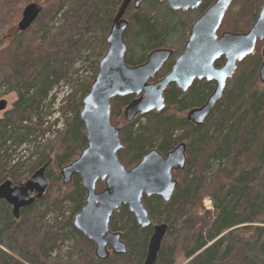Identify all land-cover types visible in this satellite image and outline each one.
I'll return each mask as SVG.
<instances>
[{"label":"trees","instance_id":"1","mask_svg":"<svg viewBox=\"0 0 264 264\" xmlns=\"http://www.w3.org/2000/svg\"><path fill=\"white\" fill-rule=\"evenodd\" d=\"M215 1L204 0L198 11L187 13L192 15L188 21L189 34L192 24ZM263 1L236 0L219 35L222 30L248 32L258 18ZM122 2L49 0L33 26L18 33L15 25L30 0H0V78L3 76V85L10 86L6 93L17 96L12 117L0 122V185L7 180L14 185L22 184L25 176L28 181L45 166L50 182L47 195L32 207L22 209L18 219L11 207L0 201V264H144L153 226L162 224L168 226V233L155 264H177L180 255L190 260L188 264H223L231 259L234 246L248 250L241 264H264L263 228H254L255 233L250 234L256 238L248 239L249 242L234 244L230 239L242 226L250 230V224L264 225V173L259 174L264 166V86L259 80L262 43L257 44L254 55L238 65L233 80L227 83L223 100L200 127L189 123L183 113L205 103L214 90L212 83L196 82L187 95L171 85L165 92L166 109L162 113L137 117L131 123L125 121L124 113L134 98L114 99L111 123L121 131L124 149L118 158L127 171L136 167L149 151L157 150L166 156L180 144L186 145L187 164L183 171L174 174L178 185L169 203L158 197H143L151 228L140 229L127 207H121L113 215L110 231L121 234L128 247L126 256L111 255L106 261L97 260L95 245L73 227L74 216L85 204L86 191L77 176L70 185L61 184L60 173L87 146L85 127L79 119L82 100L89 93L98 62L107 51L105 39ZM141 14L136 12L125 34L129 47L125 61L131 67L144 64L153 51L164 48L158 20ZM243 24L246 31L242 30ZM131 41L141 48L140 57L135 60L130 58ZM187 41L179 52L175 51L156 79L170 72L174 58L183 52ZM95 46L99 49L90 79L80 83L62 109L64 119L72 114V119L65 120V130L58 133L55 141L39 146L27 161L14 163L17 148L25 146L31 152L30 144L40 138H34V133L48 132L43 129V109L47 103L55 106L58 101V96L51 93L63 81L69 83L68 76L75 62L82 59V51ZM57 54L63 57L60 64L52 61ZM223 62L220 60L216 66ZM64 119H56L55 126L63 125ZM141 119L146 123H141ZM241 138L244 142L240 144ZM251 145L259 149V154L258 164L249 169L244 160ZM211 162L218 165V171L208 177ZM55 187L57 190L53 191ZM104 189L105 184L99 182L97 192ZM205 197L213 200L214 214L199 216ZM68 213L69 217H65ZM50 216L52 225H46L45 220ZM67 227L70 232L65 233ZM248 229L243 234H248ZM69 238L76 242L64 261V243Z\"/></svg>","mask_w":264,"mask_h":264},{"label":"water","instance_id":"2","mask_svg":"<svg viewBox=\"0 0 264 264\" xmlns=\"http://www.w3.org/2000/svg\"><path fill=\"white\" fill-rule=\"evenodd\" d=\"M149 1L165 3L176 12L198 10L203 5V0H136L134 7L138 10ZM235 1L216 0L192 25L185 49L175 59L171 71L154 82L174 51L157 49L144 64L127 65L125 59L129 48L125 33L129 23L124 16L131 0H123L106 37L107 51L98 63L89 93L82 100L79 119L85 127L87 146L77 160L61 170L64 185L71 184L77 176L86 191L85 204L74 216L73 227L95 245L98 260L109 259V248L115 256L128 254L121 234L110 231L113 215L121 207H127L140 229L151 228L143 197H158L169 203L178 185L174 172L183 171L187 164L186 145L180 144L166 156L157 150L149 151L136 167L127 171L118 158L124 145L120 129L111 123V102L134 96L124 114L126 121L132 122L138 116L162 113L166 109L165 92L171 85L186 94L194 82L214 83L215 89L207 102L187 116L194 125L202 126L222 100L227 82L234 78L238 65L254 55L259 42L263 43L264 59V2L257 20L247 33L223 32L219 35L225 16ZM42 12L43 7L37 3L27 5L17 32L24 33L30 29ZM220 60L224 63L217 67ZM259 80L264 85V60ZM6 108V101H1L0 113ZM46 170L47 166L42 167L27 182L17 186L10 180L0 185V201L12 208L16 219L22 209L30 208L46 194L49 187ZM99 182L105 183L102 192H97ZM167 233V225L153 227L144 264L156 263Z\"/></svg>","mask_w":264,"mask_h":264},{"label":"rangeland","instance_id":"3","mask_svg":"<svg viewBox=\"0 0 264 264\" xmlns=\"http://www.w3.org/2000/svg\"><path fill=\"white\" fill-rule=\"evenodd\" d=\"M30 2L31 3H34V2L38 3L44 7L48 6V4H49V0H30ZM136 12H141L142 13L141 15H147L148 14L151 17L156 18L158 20V23H159L158 32L161 33V41H163L164 48L172 49L174 51L179 52L182 49L185 42L190 37V34L188 33V21L191 19L192 15H189V14L187 15L188 12L179 11V12L174 13L168 9L166 4L165 5L162 4L161 6H157V5H147L145 2L140 6V9H138V10H136L135 7H133V6H132V9L127 10L126 16L124 17V19L129 21L130 25L132 23V18L135 16ZM21 18H22V13H21ZM18 23L15 25L16 27H17ZM57 24L59 26V21L57 22ZM242 30H245V31L247 30V26H245V24H243ZM221 32H227V31L222 30ZM245 33H247V32H245ZM96 36L98 37V34ZM105 41H106V39H105ZM90 47H92V46H90ZM98 49H99V47L95 46L93 49L87 48V50H83L82 53L80 54L82 56V59H78L75 62L73 71L68 76V82L69 83H67V81H63L62 83H60L59 86H57L53 90V92L51 93V96H53V97L58 96L59 100L56 102L54 101L55 106H49V104L47 103L46 104L47 106L43 109V117H44L43 129L48 130V132H46L45 134H41L39 131L34 133V138H36V137H40V138L37 139L38 140L37 142L30 144L31 152H28V149L25 146L17 148L16 159H15L14 163H16V162L22 163L24 161H27L29 159V157H31V155L34 154L33 152H36V150L39 146L46 145L50 141H52V142L55 141L58 137V133L63 132L65 130L66 121L68 119L69 120L72 119V114L69 113L67 115L68 118L66 120V118L64 119V116L62 114V109H64L68 105L72 96L75 95V92L79 88L80 83L82 85L88 81L87 78L90 79V77H91L90 74L93 73V71L91 70V67L97 61L95 55L98 52ZM130 49L132 51V54L130 53V58L133 60L138 59L140 57V54H141V48H139L136 44L134 45V43L131 41V48ZM62 59H63L62 55L57 54L52 58V61L53 60L55 61L54 64L55 63L60 64ZM2 77L0 78V102L6 101L7 108L5 111L0 113V122L6 121L8 117H12L11 113L14 109V103L17 100V96L15 93H9V94L6 93L10 86L3 85L5 82L2 81ZM261 86H264V85L261 84ZM201 89L202 88H200V90ZM226 91H227V86H226L225 92ZM225 92H224V95H225ZM62 93H64V95ZM78 97H79V95H78ZM187 98H189V96ZM222 100H223V98H222ZM57 118H61V119L63 118L64 119L63 125L59 124L58 126H55L54 121H56ZM141 123L145 124L146 120L141 119ZM42 135H44V136H42ZM34 138H32V139H34ZM243 142L244 141L241 138L240 144ZM254 147H255L254 145L250 146V152H249L248 156H246V159L244 160L245 167L249 168V169L252 167H255L258 164L257 156L259 154V149H257V147H255V148ZM40 151H41V149H40ZM217 171H218V165H215V163L211 162L210 169H208V172L206 175L208 177L212 176L210 174H215ZM262 173H264V166L263 167L261 166V169L259 171V174H262ZM27 178H28V176H25L24 177L25 181H23L22 183L26 182ZM61 184H63V182ZM49 189H50V182H49V187H48L45 195H47V193L49 192ZM54 190H57V188L55 187V189H53V191ZM213 209H214L213 200L210 197H205L203 200L202 209L199 211L200 212L199 216L204 215L205 213H209V212L213 215L214 214ZM65 217H69V213L66 214ZM61 220H63V218ZM51 222H53L52 216L48 217L45 220L46 225H52ZM249 227H251L250 230L248 228H243V226H242L241 229L235 231L232 238H230L231 241H233L234 244H236V241H238V242H241V241L249 242L253 238H256L254 234H250V233H255L254 228H263L264 229V225H262V224H250ZM246 229H248V232H247L248 234H243V232H245ZM64 231H65V233L70 232L69 227H67ZM248 239H250V240H248ZM75 242H76V239H73V238H69V239L65 240L64 250H63V255H64L63 260L64 261H67L68 252L70 251V249H72ZM234 247L236 249L234 250V252L231 256V259L225 261L223 264H241L242 263V259L245 255H247L248 250L244 246H234ZM181 251H182L181 249L178 250L179 255L182 254ZM111 255L113 256L114 254L111 253ZM94 256H95V254H94ZM95 258H96V256H95ZM74 261H76L75 256H74ZM189 261L190 260H185L184 257L182 255H180L178 257V263L177 264H188Z\"/></svg>","mask_w":264,"mask_h":264},{"label":"flooded vegetation","instance_id":"4","mask_svg":"<svg viewBox=\"0 0 264 264\" xmlns=\"http://www.w3.org/2000/svg\"><path fill=\"white\" fill-rule=\"evenodd\" d=\"M134 2H135V0H132L131 5H132L133 7H134ZM263 2H264V1H263ZM146 3H157V4H161V5L163 4V5H165V3H158V2H153V1H149V2H146ZM203 3H204V0H203ZM131 5H130V6H131ZM166 6H167V5H166ZM168 9H169V8H168ZM169 10H170V9H169ZM198 10H199V9H198ZM198 10H195V11H188V12H196V11H198ZM170 11H171V10H170ZM171 12L176 13V11H171ZM177 12H179V11H177ZM125 16H126V15H125ZM128 22H129V21H128ZM129 25H130V22H129ZM192 25H193V24H192ZM191 27H192V26H191ZM129 28H130V27H129ZM129 28H128V30H129ZM17 29H18V28H17ZM128 30H127V31H128ZM127 31H126V32H127ZM190 32H191V28H190ZM259 43H262V42H259ZM262 45H263V43H262ZM174 56H175V51H174ZM174 56H173V57H174ZM173 57H172V58H173ZM172 58H171V59H172ZM171 59H170V60H171ZM170 60H169V61H170ZM169 61H168V62H169ZM174 61H175V58H174ZM174 61H173V64H174ZM168 62H167V63H168ZM167 63H166V64H167ZM166 64H165V65H166ZM172 66H173V65H172ZM163 68H164V67H163ZM171 68H172V67H171ZM162 70H163V69H162ZM170 71H171V70H170ZM160 72H161V71H160ZM160 72H159V73H160ZM159 73H158V74H159ZM158 74H157V75H158ZM156 78H157V76H156ZM161 79H162V78H161ZM161 79H155L154 82L159 81V80H161ZM202 82L207 83L206 81H202ZM202 82H198V83H202ZM194 83H195V82H194ZM193 86H194V84H193ZM193 86H192V87H193ZM214 86H215V84H214ZM192 87H191V88H192ZM191 88H190V89H191ZM190 89H189V90H190ZM214 89H215V87H214ZM213 91H214V90H213ZM188 92H189V91H188ZM188 92H187L185 95H187ZM182 94H183V93H182ZM132 97L135 99L134 96H132ZM209 97H210V95H209ZM209 97H208V98H209ZM208 98L206 99L205 103L207 102ZM134 99H133V100H134ZM133 100H132V101H133ZM205 103L201 104L200 106H195L194 108L190 109L189 111L184 112V113H183V114H185V115H183L184 118H185L189 123H192V122H190V121L188 120V118H187L189 112L192 111V110H194V109H196V108H200V107L203 106ZM186 113H187V114H186ZM192 124L194 125V123H192ZM203 125H204V124H203ZM194 126H196V125H194ZM196 127H200V126H196ZM177 172H181V171H176V172H174V174L177 173ZM104 184H105V183H104Z\"/></svg>","mask_w":264,"mask_h":264},{"label":"built area","instance_id":"5","mask_svg":"<svg viewBox=\"0 0 264 264\" xmlns=\"http://www.w3.org/2000/svg\"><path fill=\"white\" fill-rule=\"evenodd\" d=\"M59 100V99H58Z\"/></svg>","mask_w":264,"mask_h":264}]
</instances>
